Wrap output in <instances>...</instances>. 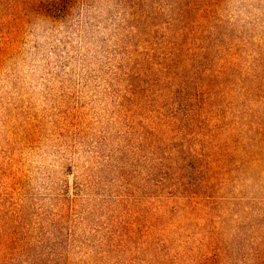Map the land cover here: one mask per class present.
Wrapping results in <instances>:
<instances>
[{
    "label": "rangeland",
    "instance_id": "374dc122",
    "mask_svg": "<svg viewBox=\"0 0 264 264\" xmlns=\"http://www.w3.org/2000/svg\"><path fill=\"white\" fill-rule=\"evenodd\" d=\"M0 264H264V0H0Z\"/></svg>",
    "mask_w": 264,
    "mask_h": 264
}]
</instances>
